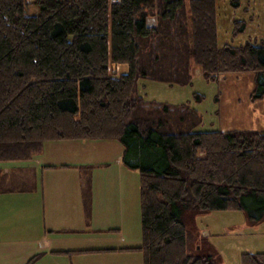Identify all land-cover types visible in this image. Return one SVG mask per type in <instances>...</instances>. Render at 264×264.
<instances>
[{"label":"trees","instance_id":"1","mask_svg":"<svg viewBox=\"0 0 264 264\" xmlns=\"http://www.w3.org/2000/svg\"><path fill=\"white\" fill-rule=\"evenodd\" d=\"M216 4L0 0V161L62 140L118 142L139 175L141 245L129 250L143 264H219L197 228L214 211L264 221V131L194 132L195 109L147 110L155 103L139 94L142 80L186 86L197 70L208 83L256 71L251 98L263 97L264 43L218 45ZM241 264H264V253Z\"/></svg>","mask_w":264,"mask_h":264},{"label":"crops","instance_id":"2","mask_svg":"<svg viewBox=\"0 0 264 264\" xmlns=\"http://www.w3.org/2000/svg\"><path fill=\"white\" fill-rule=\"evenodd\" d=\"M152 82L140 81L141 96L166 87H156ZM87 145H93L92 141H56L46 143L42 151L28 160L0 161V264H76L79 261L88 264V260L100 258L104 253L113 256V252L122 253L121 250L129 254L139 251L129 250L138 245L124 249L110 246L114 238H109L103 227L108 223L104 222L105 217L111 213L108 194L111 187L103 183L106 176L102 175L108 172L100 167L99 161L97 164L92 160L80 162L76 161L75 153L71 154L72 150ZM115 160L120 162V156ZM130 183L133 199L135 186ZM125 186L129 198V183ZM113 191L115 204L121 196L114 187ZM207 216L198 217V224ZM241 222L240 235L249 239L264 238V221L255 226H248L246 220L244 225ZM251 247L259 249L264 243L261 246L253 243ZM250 252L264 253L244 249L238 254L240 264L241 255Z\"/></svg>","mask_w":264,"mask_h":264},{"label":"rangeland","instance_id":"3","mask_svg":"<svg viewBox=\"0 0 264 264\" xmlns=\"http://www.w3.org/2000/svg\"><path fill=\"white\" fill-rule=\"evenodd\" d=\"M116 1L111 0V2ZM216 11L218 45L242 46L253 38L258 44L264 43V0H217ZM241 20L247 23L243 32L240 31L241 28L235 26V23ZM156 22L157 19L149 18L147 25L156 26ZM196 72L192 83L186 86L153 81L152 83L156 87H166L157 91L150 90L146 92L145 96H141L144 102L155 103L154 107L145 104V108L152 111L161 110L159 107L164 104L169 105L170 110L179 106H189L197 112L196 118L199 116L201 118L198 127L193 129L194 132L264 130V95L262 98H251L256 87L254 78L256 71L224 74L218 82L209 83L204 80L200 70ZM200 96L202 98L198 100ZM142 117H146V114H143ZM147 119L149 118L147 117ZM96 142L92 141L95 146L87 145L74 149L71 154L75 153L76 161L92 160L96 164L99 161L100 167L108 172V174L102 173V175L106 176L103 183L111 187L108 193L111 213L105 217L104 222L108 223L103 224V227L107 234H110L109 238H114L110 246L123 249L127 246H139L141 221L138 172L129 170L122 163L123 152H121L122 147L119 149L118 142L113 140L103 141V143ZM117 155L120 156V162L115 160ZM121 182H123L122 185ZM130 182L135 186L133 199L130 198V194L133 192ZM126 183H129V198L127 197ZM113 187L121 196L120 202L115 204L113 202L116 201V195ZM206 215L209 216L205 220L200 221L199 224L197 221V228L202 229L201 236L217 249L221 257L219 264H227L229 261L231 264H240L238 254L244 249L254 250V252L264 251V247L259 249L251 247L253 243H259L261 246L264 243V238L249 239L239 234L241 220H243V225L245 224V216L242 212L238 211L232 214L229 211H214V213ZM121 252H113L115 253L113 256L104 253L99 256L100 258L95 257L93 260H88V264H143V255L140 251H136L134 254L123 250ZM76 264H81V262H76Z\"/></svg>","mask_w":264,"mask_h":264}]
</instances>
